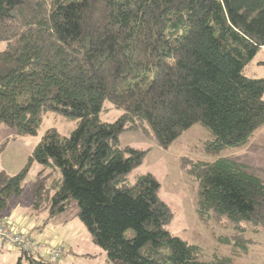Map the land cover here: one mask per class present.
I'll list each match as a JSON object with an SVG mask.
<instances>
[{
	"label": "trees",
	"instance_id": "obj_1",
	"mask_svg": "<svg viewBox=\"0 0 264 264\" xmlns=\"http://www.w3.org/2000/svg\"><path fill=\"white\" fill-rule=\"evenodd\" d=\"M0 41V124L23 136L48 111L77 121L67 136L47 131L16 174L0 171V215L35 161L38 177L58 173L36 180L32 208L45 202L53 217L75 202L108 261L233 264V256L203 259L167 230L172 213L157 179L127 177L145 151L121 147L119 136L141 129L166 148L200 124L210 154L246 145L264 126V77L245 74L264 51V0H0ZM106 102L121 110L113 122L100 118ZM255 170L221 156L188 168L199 220L226 223L231 233L218 241L234 255L264 230ZM19 250L15 264H56Z\"/></svg>",
	"mask_w": 264,
	"mask_h": 264
},
{
	"label": "rangeland",
	"instance_id": "obj_2",
	"mask_svg": "<svg viewBox=\"0 0 264 264\" xmlns=\"http://www.w3.org/2000/svg\"><path fill=\"white\" fill-rule=\"evenodd\" d=\"M5 42L0 41V51ZM264 51L260 50L245 67L249 77H264ZM100 118L113 122L121 115V110L113 105H104ZM77 121L71 120L56 111L46 112L33 135L20 136L15 127L0 124V171L13 175L19 172L28 162L35 146L42 140L47 131H55L60 136H67L76 127ZM210 138L207 130L200 124H194L184 130L168 147L163 148L151 133L141 129L126 130L119 136L121 147L129 146L145 151L142 162L128 174V180L134 184L137 177L150 173L159 182L158 194L169 206L172 218L167 230L201 249L203 259L218 256H233V264H264V230L255 237L256 242L246 254H231L228 244L218 241V236H228L231 228L226 223L201 222L196 212L198 183L189 176L188 168L196 161H213L217 156L236 158L254 169L264 182V126L256 130L249 142L241 148L223 149L218 154L205 151L204 145ZM42 165L32 162L28 168L23 190L20 196L12 198L7 209L0 215V224L9 234L19 233L27 240L31 255L56 264H114L108 261L106 253L96 245L87 229L77 216L75 202L65 211L48 216L47 205L41 203L39 209L31 205L32 190L36 180H43L45 174L57 175L48 168L38 177ZM42 177V178H41ZM44 181V180H43ZM46 182V181H44ZM5 233H8L5 231ZM131 235V232H129ZM249 236V234L247 235ZM7 253L6 264H15L21 252L16 246ZM6 255V254H5ZM2 264V260L0 262Z\"/></svg>",
	"mask_w": 264,
	"mask_h": 264
},
{
	"label": "built area",
	"instance_id": "obj_3",
	"mask_svg": "<svg viewBox=\"0 0 264 264\" xmlns=\"http://www.w3.org/2000/svg\"><path fill=\"white\" fill-rule=\"evenodd\" d=\"M8 232V233H5ZM0 243L5 244L6 246H16L22 251L29 252L30 249L27 247V240L21 236L19 233L9 234V231L4 227L0 226Z\"/></svg>",
	"mask_w": 264,
	"mask_h": 264
},
{
	"label": "crops",
	"instance_id": "obj_4",
	"mask_svg": "<svg viewBox=\"0 0 264 264\" xmlns=\"http://www.w3.org/2000/svg\"><path fill=\"white\" fill-rule=\"evenodd\" d=\"M262 128V127H261ZM12 249L11 248H8V247H3L0 249V262L2 260V264H6V262L8 261V257H7V253L9 251H11ZM6 254V255H5ZM20 255L17 256V259L19 258ZM16 259V260H17Z\"/></svg>",
	"mask_w": 264,
	"mask_h": 264
}]
</instances>
